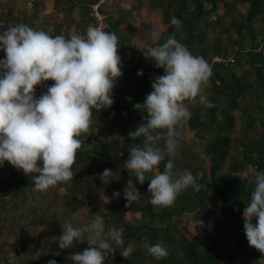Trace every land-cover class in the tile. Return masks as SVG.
I'll use <instances>...</instances> for the list:
<instances>
[{"label":"trees","instance_id":"trees-1","mask_svg":"<svg viewBox=\"0 0 264 264\" xmlns=\"http://www.w3.org/2000/svg\"><path fill=\"white\" fill-rule=\"evenodd\" d=\"M44 1L32 0L23 15L14 14L13 3L0 6V32L19 23L46 31L36 26L34 20L39 15L37 7ZM102 1L53 0L57 12L68 18L73 11L77 12L80 22L75 30L61 24L46 32L66 37L84 35L90 26L98 24L90 16L92 8L105 16L104 30L118 35V54L122 60L123 75L113 89L114 103L108 109L94 110L92 127L81 136L84 143L77 151L72 181L60 182L41 192L34 190L32 174L26 176L8 162L0 167V235L14 236L16 244L28 242L25 247L14 249L8 247L6 240L0 241V264H14V258H18L19 264H47L51 259L58 264H72L71 254L89 245L80 243L60 249L50 238L61 235L65 220L70 219L76 225V214L85 209L104 218L106 233L113 227L124 228L125 246L134 245L130 257L121 256L118 247L105 264H235L240 256H246L249 264H264V252L248 244L242 216L255 187V171L264 170V31L256 29L257 25L264 26V0H135L134 20L129 23L114 19L101 9ZM236 4L246 6V11H239ZM146 11L161 15L158 25L162 31L157 43L175 35L194 55L203 56L212 68L205 91L214 107L200 104L198 98L184 101L191 112L187 126L194 141L180 149L184 143L181 137L176 155L183 156V160L179 162L176 155L171 157L175 170L191 171L200 188L189 186L177 197L174 206L167 208L150 203L149 180L136 183L142 194L139 201L129 205L123 197L128 179L135 180L131 171L124 168V161L129 157L130 146L143 140L142 137L132 140L128 133L147 115L145 109L137 110L134 105L143 104L152 90V80L164 74L163 68H157L140 51L143 46L138 40L152 43L149 33L152 26L142 17ZM172 17L181 24H172ZM206 30L215 35L211 44ZM259 35L261 39L256 40ZM242 65L247 66L245 72H237ZM140 70L143 75H138ZM237 118L243 125L242 135L236 133ZM195 140H205L199 163L191 151L197 144ZM159 143L162 146L163 139ZM167 159L166 156L158 166L160 171ZM106 168L113 173L101 180L100 174ZM246 168L253 174L242 177ZM114 191L121 192L119 198L113 197ZM216 203L222 204L220 211H215ZM186 213L192 214L198 223L194 232L181 220ZM92 218H86V223ZM224 219L237 230L232 243L222 239L228 232ZM156 243L168 248L167 257L156 260L149 255L148 247Z\"/></svg>","mask_w":264,"mask_h":264},{"label":"clouds","instance_id":"clouds-1","mask_svg":"<svg viewBox=\"0 0 264 264\" xmlns=\"http://www.w3.org/2000/svg\"><path fill=\"white\" fill-rule=\"evenodd\" d=\"M171 23L179 25L181 21L172 17ZM159 39V32L154 31L152 43H144L140 50L157 68H163L164 74L152 80V90L143 104L134 105L137 110L145 109L147 115L128 133L132 140H143L130 146L124 161V168L135 180L128 179L123 197L129 205L139 201L142 194L136 183L149 180L150 203L167 208L174 206L189 186L200 188L191 171L175 170L171 158L180 146L183 124L191 117L184 101L198 98L202 105H214L205 91L212 74L208 61L194 55L175 35L163 43H157ZM118 49V35L102 27L90 26L86 34L70 37L51 35L26 23L0 32V51L4 52L0 58V167L8 162L26 176L32 174L34 190L41 192L72 181L77 151L84 143L81 136L90 131L94 110L108 109L114 103L113 89L123 75ZM49 80L54 83L37 97L36 87ZM166 156L169 159L160 171L158 166ZM151 172L155 174L149 176ZM112 173V169H104L101 180ZM254 183L242 213L243 228L248 244L264 252V170L255 171ZM120 195V191L113 192L115 198ZM105 228L104 218L98 213L82 226H74L67 219L61 235L50 240L60 249L89 245L71 254L72 264H105L118 247L121 256L130 257L135 248L132 243L125 246L124 228L113 227L107 233ZM148 253L161 260L169 250L163 243H156L148 247ZM47 264L58 262L51 259Z\"/></svg>","mask_w":264,"mask_h":264},{"label":"rangeland","instance_id":"rangeland-1","mask_svg":"<svg viewBox=\"0 0 264 264\" xmlns=\"http://www.w3.org/2000/svg\"><path fill=\"white\" fill-rule=\"evenodd\" d=\"M32 0H0V6L2 7V5H4V7L10 5L11 3H13V8H14V14L15 15H23L24 13H27V10L31 7L30 3ZM41 0H38V2ZM134 1L135 0H103L102 1V6L101 9H103L105 12H109L113 15L114 19H118L121 18L126 22H130L133 19V5H134ZM155 1V0H154ZM40 5V4H39ZM96 8V7H95ZM236 8L241 11V12H245L246 11V6L241 5V4H236ZM38 9V14L34 20H35V24L36 26H38L41 29H45L48 32H51L54 30L55 26L61 25V24H66L67 26L70 27V29L75 30L80 22L79 20V14L77 12H72L71 15L68 17H65L62 13L57 12L56 9L54 8V4H53V0H45L41 6L37 7ZM94 8H92L91 12H90V16L94 17ZM99 17L102 18L101 24H102V28H105V25H107L106 20H105V16L101 15L100 12L98 13ZM143 17V21L147 24H150L152 26V28H150L149 33L152 34L154 31L155 32H159V34L161 33L162 29L159 27L158 24H160V17L161 15L157 12H153V11H146L145 14L143 13L142 15ZM95 18V17H94ZM96 23H97V19L95 18ZM133 25H135V21L134 23H132ZM83 27V24L81 25ZM261 28L264 31V26L263 25H257L256 29ZM205 33L208 36L209 39V44L212 43L213 38L215 37L213 32H210L209 30H206ZM147 35V34H146ZM261 36H257L256 40H260ZM139 45L143 46V44L145 43V40H141L139 41ZM264 45V42L263 44ZM264 48V46H263ZM245 69H247V66L242 65L240 67H238L236 70L237 72H245ZM207 84V83H206ZM185 103V102H184ZM187 105V103H185ZM241 120L240 118H237V131L236 133L239 135L243 134V125L240 123ZM100 127V125H99ZM182 131V139L184 140L183 145L180 147V149H183L185 146H191L192 142L194 141V136L193 133L189 130L188 126H187V121L184 122L183 127L181 129ZM94 134L97 133V128L94 129ZM250 134V133H249ZM197 144L195 143L194 146H192V152L195 153V156L197 157L198 163L202 161L203 159V154H202V145L205 143L204 141H197ZM106 143H110V140H105ZM180 151V150H179ZM178 151V152H179ZM175 157L179 158V162L182 159L183 160V156H178L176 155ZM201 165V164H200ZM187 171V170H183ZM253 171L250 168H246L244 170V172H242V177H246L249 175H252ZM60 192L62 193L63 190H60ZM215 211H220L222 208V204L221 203H216L215 204ZM21 211V210H20ZM19 211V212H20ZM91 217H93V214L90 210L85 209L83 211H80L76 214L75 219H76V225L74 226H82L83 224L86 223V218L90 219ZM136 219H139V215H135ZM182 222L184 223V225H187L190 229V232H194L195 226L198 224L193 220V215L186 213L181 217ZM256 221V219H255ZM223 224L225 226V230L227 229V233L223 235L222 239L226 242L232 243L237 235V230L236 228H231L229 226V221L224 219ZM254 223V222H253ZM23 225V224H22ZM63 225V224H62ZM4 241L6 240V242H8V247H14V249L16 248H22L25 247V245L28 242H21L19 244H16V239L14 236H10V235H0V241ZM9 255L12 257L13 256V252L9 253ZM20 258H22V254L19 255ZM14 262V264H19L18 262V258H14L12 260ZM235 264H249L246 256H240L238 259L235 260L234 262Z\"/></svg>","mask_w":264,"mask_h":264},{"label":"built area","instance_id":"built-area-1","mask_svg":"<svg viewBox=\"0 0 264 264\" xmlns=\"http://www.w3.org/2000/svg\"><path fill=\"white\" fill-rule=\"evenodd\" d=\"M93 11H94L93 15L97 19V22H98L96 27H102V24H101L102 18L99 17V14L96 11L95 7H94ZM3 56H4V52H3ZM3 56H2V58H3ZM216 61H218V60L216 59ZM52 83H53V81L49 80V81L45 82L43 85H38L36 87V93H35L36 96L39 97L42 93H44L47 90V87L49 85H51Z\"/></svg>","mask_w":264,"mask_h":264}]
</instances>
